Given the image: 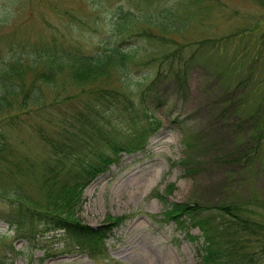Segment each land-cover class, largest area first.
<instances>
[{"label": "rangeland", "instance_id": "1", "mask_svg": "<svg viewBox=\"0 0 264 264\" xmlns=\"http://www.w3.org/2000/svg\"><path fill=\"white\" fill-rule=\"evenodd\" d=\"M174 2L178 0H0V65L8 62L12 48L27 52L56 40L58 50L79 47L96 54L97 41H116L131 49L133 58L108 88L128 92L133 105L144 108H136L138 119L144 115L158 123L142 150L120 154L82 191L74 213L86 226L105 227L106 215L126 218L105 234L102 256L90 258L61 231L26 241L0 212V264H199L201 232L176 230L161 221L165 206L154 195H164L171 185L169 203L200 205L219 226L226 217L217 208L231 205L264 225V0H200L192 12L178 7L180 21L174 28L137 23L122 38L111 35L117 18L153 16ZM23 54L19 59H27ZM57 88H64V93L55 92L64 114L86 97L66 83ZM42 93L45 103L55 98L54 90ZM56 107L37 113L36 123L45 125L43 135L56 125ZM102 112L98 125L109 127L110 134H129L119 118ZM4 113L0 134L11 137L9 153L39 171L49 149L38 136L15 138L10 128L3 130L2 121L9 116L15 124L26 120L17 110ZM124 115L122 111L119 117ZM6 126L11 127L7 120ZM185 161L192 164L183 167ZM19 181L34 198L37 190L31 182ZM10 197L12 193L0 192V211L7 210ZM259 245L254 242L257 255L263 251ZM258 262L264 264V256Z\"/></svg>", "mask_w": 264, "mask_h": 264}, {"label": "trees", "instance_id": "2", "mask_svg": "<svg viewBox=\"0 0 264 264\" xmlns=\"http://www.w3.org/2000/svg\"><path fill=\"white\" fill-rule=\"evenodd\" d=\"M199 3L200 0H178L172 7L159 9L158 14L147 15L142 19L134 20L123 15L116 19L111 35L115 39L122 38V33L137 23L161 30L174 28L180 21L176 13L178 7H191L192 12L198 9ZM54 42L57 43L56 40ZM54 42L44 43L37 49L28 47L27 52L22 50L23 47L12 48L8 62L0 65V114L5 112L8 115L17 110L19 115L24 114L26 118L15 124L12 116H9L6 120L12 128L7 127L6 120H3V130L10 128L8 132L15 138L21 135L38 136L49 149V158L38 171L28 161L14 157V154L12 156L7 142L11 137L7 135L4 138L0 134V163L3 165L0 169V192L3 195L12 193V197L7 200L9 207L0 212L2 219L7 224H13L14 231L21 233L26 241L61 231L65 240L96 259L104 254L105 234L126 218L106 215L105 227L91 229L86 226L74 213L82 202V191L92 179L116 163L122 152L131 154L142 150L145 140L158 123L144 115L137 118V112L144 108L134 106L128 92L125 91V95L120 90L108 88L120 71L121 75L126 71L128 59L133 58L131 49L120 47L116 41L110 44L108 39L106 42H96L100 53L89 54L79 47L70 51L58 50ZM23 53L28 55L27 59H19L24 56ZM26 77H29L28 83ZM65 83L70 89H78L81 96L86 95L85 98L77 99L80 104L70 111L72 114L61 111L62 106L59 104H63V101L56 103L59 96L55 92L64 93V88L57 86L63 87ZM46 89L54 90L55 98L45 103L42 90ZM56 104L59 115L56 125L46 121V125L49 123L53 129L43 135L45 125L36 123L37 113ZM96 107H100L99 111ZM100 110L114 115L117 120L119 118L124 127L129 128V134L118 131L110 134L109 127L98 125L97 120L103 121V112ZM112 110L120 112L113 114ZM122 111L125 115L120 118ZM260 132L264 138L263 127ZM185 145L190 148L188 142ZM13 158L15 161L11 162ZM190 164L189 161L182 162L183 167ZM4 172L7 174L2 177ZM19 179L26 184L31 182L37 190L33 196L35 199L27 193L24 188L26 185L23 187ZM172 187L167 186L164 195L158 193L155 196L165 206L162 221L174 224L176 230L186 231L192 227L201 232L202 244L197 249V255L201 258L199 264H260L258 260L264 256V225L251 220L247 210H239L237 205L217 208V212L222 211L226 217L224 221L221 219L219 226L211 215L203 212L200 205L169 203L166 198ZM187 237L195 239L191 235ZM255 241L263 250L261 255L253 250Z\"/></svg>", "mask_w": 264, "mask_h": 264}]
</instances>
